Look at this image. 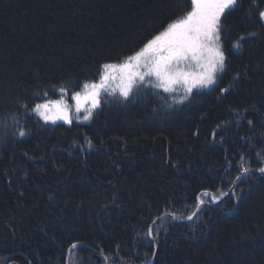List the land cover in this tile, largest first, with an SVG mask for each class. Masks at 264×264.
<instances>
[{
    "label": "trees",
    "instance_id": "1",
    "mask_svg": "<svg viewBox=\"0 0 264 264\" xmlns=\"http://www.w3.org/2000/svg\"><path fill=\"white\" fill-rule=\"evenodd\" d=\"M250 3L222 17L227 68L215 90L184 104L105 93L90 121L68 125L30 109L98 80L190 0H0V264H264V28ZM241 154L252 172L236 182L238 199L206 202L191 221L157 220L154 246L152 220L191 215L203 189L227 192Z\"/></svg>",
    "mask_w": 264,
    "mask_h": 264
},
{
    "label": "snow or ice",
    "instance_id": "2",
    "mask_svg": "<svg viewBox=\"0 0 264 264\" xmlns=\"http://www.w3.org/2000/svg\"><path fill=\"white\" fill-rule=\"evenodd\" d=\"M190 4L191 10L183 18L169 23L164 31L148 40L139 51L126 57L123 62L102 64L98 80L85 81L80 91L72 92L70 99L74 102L75 113L72 112V105L69 104L68 88L64 86L58 89L59 99H45L43 103L35 104L30 111L38 115L46 124L49 122L54 124L61 120L71 125L73 117L77 121H90L96 110L101 108L105 93L110 97L118 96L119 102L124 103L133 97L136 90L142 89L145 92L151 90L161 100H165L163 93L172 98V103L184 104L189 102L194 94L205 90H215L219 76L227 68L221 34L222 17L226 14V10L235 9L238 0H190ZM253 9L256 10L259 26L264 28V7L261 6L260 0H251L248 7L249 16L252 15ZM248 36L254 37L256 33L250 32ZM245 38L243 35L240 36L233 43V48L239 49L241 41ZM234 79H238V74ZM115 81L118 83L112 87L111 84ZM180 89L183 90L182 94L173 95ZM229 91L230 88H220V95L223 96ZM172 103L167 106L172 107ZM21 107L26 111L29 110L27 105ZM81 112H83L82 116L79 115ZM244 114L241 112L238 115L243 117ZM13 120L15 121L14 117ZM237 122L239 123V120ZM247 123L250 127L253 125L252 120H248ZM0 126L7 127V121H0ZM215 134L214 131L213 136ZM16 135L24 137L27 133L23 127H20ZM89 146H91L90 141ZM257 158L262 166L256 171L264 175V157L257 153ZM230 168L231 161H228V169ZM237 168L239 174L230 181L231 185H236L237 181L252 172L244 154L240 155ZM229 192L238 199L231 187L228 192L220 191L219 195L203 189L195 197V207L199 210L206 202L218 204L223 197L229 195ZM169 216L172 220L191 221L196 216V212L181 217L171 210H166L152 220L148 225L146 235L152 240L154 246L156 233L159 231L155 227L156 222ZM78 246L79 242H73L68 252L74 253ZM153 256H155V247ZM0 259L4 258L0 257ZM104 259L107 264L109 258L104 257Z\"/></svg>",
    "mask_w": 264,
    "mask_h": 264
},
{
    "label": "rangeland",
    "instance_id": "3",
    "mask_svg": "<svg viewBox=\"0 0 264 264\" xmlns=\"http://www.w3.org/2000/svg\"><path fill=\"white\" fill-rule=\"evenodd\" d=\"M190 10H191V9H190ZM185 14H186V13H185ZM185 14H184V15H185ZM184 15L181 16V17H179V18H183ZM177 19H178V18H177ZM177 19H176V20H177ZM174 21H175V20H174ZM172 22H173V21H172ZM166 27H167V26H166ZM166 27H165V28H166ZM164 30H165V29H163L162 31H164ZM158 34H159V33H158ZM120 62H122V61H120ZM118 63H119V62H118ZM116 83H118V81L112 82L111 85L114 87ZM182 92H183V90L180 89L178 93H173V94H175L176 96H178L179 94H182ZM70 96H71V93H69V104L72 105V112L75 113L74 102L71 101ZM59 98H60V97H59ZM59 98H58V99H59ZM42 103H43V102H42ZM79 115L82 116V115H83V112L79 113ZM73 120L77 121L74 117H73ZM58 121H61V120H58Z\"/></svg>",
    "mask_w": 264,
    "mask_h": 264
},
{
    "label": "water",
    "instance_id": "4",
    "mask_svg": "<svg viewBox=\"0 0 264 264\" xmlns=\"http://www.w3.org/2000/svg\"><path fill=\"white\" fill-rule=\"evenodd\" d=\"M234 186H235V185H232L231 188H234ZM228 191H229V190H228ZM228 191H227V192H228ZM229 194H230V192H229ZM225 197H226V196H225ZM223 198H224V197H223ZM223 198H222V199H223ZM199 210H200V209H199ZM199 210L196 209L195 212L197 213ZM147 264H151V262H150V263H147Z\"/></svg>",
    "mask_w": 264,
    "mask_h": 264
}]
</instances>
